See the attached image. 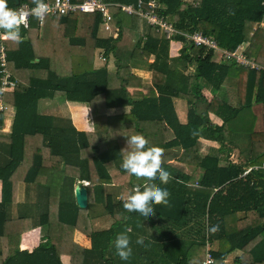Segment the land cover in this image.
<instances>
[{
    "label": "trees",
    "instance_id": "16d2710c",
    "mask_svg": "<svg viewBox=\"0 0 264 264\" xmlns=\"http://www.w3.org/2000/svg\"><path fill=\"white\" fill-rule=\"evenodd\" d=\"M108 1L137 5L138 0ZM155 1L158 13L179 31H203L223 48L241 47L246 58L264 66V0ZM7 3L17 7L15 0ZM111 11L117 37L101 35L100 13H76L52 17L49 37L38 45L30 37L6 41L9 71L18 86L4 96L9 110L0 112V264H64V256L70 264H204L208 253L213 264H264V129H255L251 111L255 103L264 105V69L218 62L213 50L188 43L181 34L167 39L137 15L143 28L135 31L130 15L119 7ZM70 18L78 20L72 37L65 35ZM123 30L135 34L126 53L117 46ZM30 32L20 28L22 37ZM88 37L107 60L116 58L114 72L108 62L87 59ZM176 41L183 47L172 56L170 43ZM130 61L148 63L156 96L129 97L127 90L145 81ZM233 77L243 79L246 89L239 106L224 94ZM202 80L218 98L210 101L197 92ZM177 98L187 101L185 120ZM43 99L88 104L94 129L79 130L70 115L42 113ZM11 108L14 119L5 133ZM117 108L128 110L110 112ZM212 113L221 124L212 121ZM76 123L81 118L76 116ZM117 123L136 126L110 131ZM193 130L199 134L193 136ZM135 134L163 149L162 166L174 177L167 185L154 181L170 192L169 205H153L155 215L147 219L126 211L120 199L143 184L121 167L127 136ZM206 141L217 146L208 151ZM234 147L246 150L244 162L230 159ZM176 149L182 150L176 160L195 165L193 174L172 162L170 151ZM80 180L90 181L86 208L75 198ZM93 204L104 209L97 220L89 210ZM216 224L220 230L210 234L207 229ZM34 228L41 229L39 244L23 247L22 234ZM125 231L133 249L127 261L114 247ZM138 235L145 237L143 246L135 243Z\"/></svg>",
    "mask_w": 264,
    "mask_h": 264
},
{
    "label": "crops",
    "instance_id": "0c3cea01",
    "mask_svg": "<svg viewBox=\"0 0 264 264\" xmlns=\"http://www.w3.org/2000/svg\"><path fill=\"white\" fill-rule=\"evenodd\" d=\"M74 1V0H73ZM84 1V0H82ZM109 3H112V7H119L122 9L123 6H129L132 5L134 6V4H121V3H113L110 2L108 0H106ZM139 1V0H138ZM137 1V2H138ZM143 1V0H142ZM76 2H81V1H76ZM18 6V5H17ZM111 7V8H112ZM123 10V9H122ZM128 14V13H127ZM131 17V25L133 27V29L139 27L140 31L138 29H135V31H139L142 32V28H143V22L141 20V22L137 21L136 19V14H128ZM138 16V15H137ZM102 17V15H101ZM141 18V17H140ZM51 19L50 18L44 25H39L36 21H34L30 27L28 28L31 30L30 35L29 33L26 34V36L21 37L23 39H27L29 40V37L32 38V40L35 41L36 45H38L39 41L41 40H45L49 37V33H50V23H51ZM144 20V19H143ZM146 21V20H145ZM147 23V21H146ZM102 24H103V29L101 30V35L103 36H111L113 34H115L114 36L117 37L119 34V31H114L112 30H106L104 27V21H103V17H102ZM262 26L264 27V21L262 22ZM77 27H78V20L75 18H70L67 22L66 28H65V35L68 37H72L76 34L77 31ZM112 27L116 28L117 30V26L116 24H112ZM26 29V28H25ZM38 30L37 33L33 32L35 30ZM142 34V33H141ZM134 32L128 31V30H123L122 31V38L121 41L118 43V48H120L121 50H124L125 53L130 50L132 48V44L134 41ZM142 39H144V35H141ZM214 38V37H213ZM217 40V39H216ZM218 41V40H217ZM170 51L172 52L171 55L172 56H177L180 53L181 48L183 47V44H181L179 41L176 42H171L170 43ZM219 44V42H218ZM220 46V44H219ZM221 47V46H220ZM222 49H226L221 47ZM229 50V49H226ZM86 53H87V59L89 61L94 60V62L97 65H103L106 62H108L109 64V69L111 72H114L116 69V58L113 57L112 55L109 57V60H107L105 51H97L95 48V39L88 37L86 39ZM214 59L218 62H221L222 59H220V53L218 51H214ZM152 58L150 59V62H152ZM133 70L136 71L137 73H139L142 76H148L150 74L149 71V67H148V63L145 62H137V61H130L129 63ZM239 65V64H238ZM189 71H194L193 68L189 69ZM261 71V70H259ZM243 76V75H241ZM229 84H225L224 86H226L225 88V96H223L224 98H226L227 100H229V103L232 105H242L244 104L245 101H243L245 95V87H244V80L240 79L239 77H233L232 80H229ZM148 91V92H147ZM129 97L133 98V99H141L144 97H153L156 96L158 94L157 89L154 88V86L151 85H145L144 87H131L127 90ZM197 92L200 93L201 95H203L204 97H206V99L208 100H212L214 98H218L219 96H216L215 93L213 92V90H211V88L209 86H207L205 80H202L200 85L197 88ZM150 93V94H148ZM244 95V96H243ZM211 96V97H210ZM216 96V97H215ZM174 103L176 105V109L180 115V118L182 120L186 119V115H187V101L183 98H177L174 100ZM78 107H82L86 114H88V119L87 120H83L82 123L77 124L76 123V113H75V108L78 109ZM89 108V109H88ZM39 109L42 113H50V114H55V115H70L71 114V118L75 124V126L79 129V130H85V131H90L93 130L95 127L94 121L91 118L92 117V113H91V108L88 104L85 103H71V102H67V103H62L58 100L54 101V100H48V99H43L40 101V105H39ZM128 110V108H117V109H112L110 110L111 113H118V112H122ZM251 111L253 114H255L256 116V123H255V129L257 131H262L264 129V105L262 104H253V106L251 107ZM89 112L91 113V115L89 114ZM14 114H15V110L13 108L10 109V111L8 112V114H6L5 117V123H4V128L3 131L5 133H9L11 131V126L13 123V119H14ZM211 115V119L213 122L217 123V124H221L222 121L220 118L216 117L213 113L210 114ZM87 116V115H86ZM90 120H92L93 122H91ZM92 124V126H91ZM131 125H135L134 123H117L114 124L112 126H110V131H114V130H119V129H127L130 128L129 126ZM136 126V125H135ZM134 126V127H135ZM132 127V128H134ZM207 142H210V145H208ZM217 146V144L213 141H206V147H208V151L212 148ZM244 150V149H243ZM240 151V149L238 150L237 148H233L231 151V160L235 159V157H237L238 160L240 161H245L246 160V150L245 151ZM175 162H179L178 160ZM174 162V163H175ZM185 164V163H184ZM187 166L191 167V169L185 170L186 173L189 174H193L195 172V165H188ZM42 175L44 173H41ZM44 176V175H43ZM79 182H81V184L84 185H89L90 181L88 180H80ZM84 182V183H82ZM23 188L24 190V186L23 187H19V193H21L20 189ZM22 197V194H19V198ZM32 230V229H31ZM31 230L26 231L25 233H23V236L21 238V242H22V246L23 247H27V248H34L39 244L40 241V235H38V231H41L40 228H34L33 231H35V233L31 232ZM31 233V235H30ZM33 235H35V237H31ZM37 242V243H36ZM65 260L64 264H70V258L68 256H64L63 257V261Z\"/></svg>",
    "mask_w": 264,
    "mask_h": 264
},
{
    "label": "clouds",
    "instance_id": "9594fccd",
    "mask_svg": "<svg viewBox=\"0 0 264 264\" xmlns=\"http://www.w3.org/2000/svg\"><path fill=\"white\" fill-rule=\"evenodd\" d=\"M35 7L29 11L23 8L15 10L8 7L7 0H0V29L8 35L10 39L22 42L20 26L28 27L27 17L34 16L43 22L49 11V6L44 0H32ZM197 136L199 133L193 130L191 133ZM127 147L122 151L123 155L121 167L128 175L134 176L137 183L131 192L121 195L123 207L128 212H138L145 219L154 216L153 205H169L170 192L166 188H161L154 181L159 180L161 184L167 185L174 177L164 169L163 149L159 146H148L149 141L142 134L127 136ZM143 189V190H141ZM220 230L219 224L207 229L210 234H215ZM131 238L127 231L119 233L115 239L114 247L116 255L123 261H127L133 254ZM136 244L143 246L145 237L138 235Z\"/></svg>",
    "mask_w": 264,
    "mask_h": 264
},
{
    "label": "built area",
    "instance_id": "2783aa9c",
    "mask_svg": "<svg viewBox=\"0 0 264 264\" xmlns=\"http://www.w3.org/2000/svg\"><path fill=\"white\" fill-rule=\"evenodd\" d=\"M49 6V11L45 16L43 22L36 19L34 16L29 15L27 17L28 29L31 22L34 20L39 25H44L50 18L56 15H70L76 13H100L103 17L104 28L106 30H113V13L111 11L112 3L106 0H84L81 2H76L73 0H44ZM35 5L29 3L19 4L15 10H20L23 8L25 11H29ZM159 4L157 1L152 0L148 4L144 3L142 0L137 2V5L123 6L122 9L128 14H136L142 19L146 20L151 26L161 30L167 39H173L175 36L181 34L188 43H193L196 46H203L207 49L218 51L220 53V59L227 61H234L239 65L249 66L256 70L264 69V66L256 63L255 60H250L246 58L241 47L235 50L222 49L218 41L212 36L205 35L203 31H179L171 22L167 21L163 16H161L157 9ZM20 28H25L23 25ZM9 39L8 35L4 30L0 29V112H7L9 110V105L7 104L4 96L7 92L14 90L18 86V80L13 78L8 67V51L6 46V41ZM1 130V129H0ZM252 168L247 169L249 172ZM214 260L210 253L207 254L204 264H213Z\"/></svg>",
    "mask_w": 264,
    "mask_h": 264
},
{
    "label": "rangeland",
    "instance_id": "374dc122",
    "mask_svg": "<svg viewBox=\"0 0 264 264\" xmlns=\"http://www.w3.org/2000/svg\"><path fill=\"white\" fill-rule=\"evenodd\" d=\"M144 77V79H145V81L143 82L144 84H143V87L145 86V85H151V75L149 74L148 76H143ZM148 92V91H147ZM148 94H150V93H148ZM211 97V96H210ZM89 109V108H88ZM75 113H76V116H77V118H81V121H83L84 119L85 120H87L88 118V114H86V112H85V110L81 107H78V109L77 108H75ZM89 114L91 115V113L89 112ZM65 115V114H64ZM87 115V116H86ZM70 116H71V114H70ZM92 118V117H91ZM93 119V118H92ZM91 122H93L92 120H90ZM91 126H92V124H91ZM135 125H131V126H129L131 129H132V127H134ZM208 143V145H210V142H207ZM208 150V149H207ZM170 152H172L173 153V161L172 162H175V161H177L176 159H177V156H179L181 153H182V150L181 149H176V150H171ZM176 157V158H175ZM177 165H179V166H181V167H183L185 170H190L191 169V167H189V166H187L186 164H184V163H182V162H175ZM188 165H190V164H188ZM82 183H84V182H82ZM77 184H79V182L77 183ZM21 187H23V185H21ZM20 191H21V193H19V194H22V197H24V190H23V188H21L20 189ZM23 198H21V195H20V198H19V200H22ZM100 207L103 209V206L102 205H100V204H93V205H91L90 207H89V210H91L92 212H94V217H95V219L97 220L98 219V216H99V214L98 215H96L97 213H102L103 211H104V209H103V211L102 210H99L100 209ZM93 209H94V211H93ZM104 217H107L106 215L104 216ZM109 221H106V225L108 226L109 225ZM34 229H32L31 230V232H33V233H35V231H33ZM25 233V232H24ZM33 233H32V236L31 237H35V235H33ZM30 235H31V233H30ZM38 235H40L41 236V231H38ZM22 236H23V234H22ZM80 240H81V238H79ZM37 243V242H36ZM232 258H233V256H232ZM64 262H65V260H64ZM66 263V262H65Z\"/></svg>",
    "mask_w": 264,
    "mask_h": 264
},
{
    "label": "water",
    "instance_id": "95a60500",
    "mask_svg": "<svg viewBox=\"0 0 264 264\" xmlns=\"http://www.w3.org/2000/svg\"><path fill=\"white\" fill-rule=\"evenodd\" d=\"M15 4L19 5L20 4V0H15ZM75 198H76L77 204L81 208H86L88 206V191H87V187H86V185L81 184V182H79V184H77L76 187H75Z\"/></svg>",
    "mask_w": 264,
    "mask_h": 264
}]
</instances>
